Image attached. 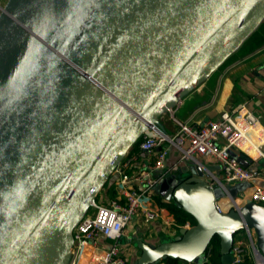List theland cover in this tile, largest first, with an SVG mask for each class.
<instances>
[{
    "label": "water",
    "instance_id": "95a60500",
    "mask_svg": "<svg viewBox=\"0 0 264 264\" xmlns=\"http://www.w3.org/2000/svg\"><path fill=\"white\" fill-rule=\"evenodd\" d=\"M0 13V264H70L73 229L117 164L264 20V0H8ZM170 118V117H169ZM208 170H158L155 191L196 223L171 240L138 238L134 264H222L264 205L219 212ZM250 186L226 185L232 199Z\"/></svg>",
    "mask_w": 264,
    "mask_h": 264
},
{
    "label": "built area",
    "instance_id": "2783aa9c",
    "mask_svg": "<svg viewBox=\"0 0 264 264\" xmlns=\"http://www.w3.org/2000/svg\"><path fill=\"white\" fill-rule=\"evenodd\" d=\"M171 121L173 127L166 125L168 133L161 129L145 132L117 164L111 175L115 195L107 198L103 188L73 229L70 264H127L126 247L120 239L139 216L148 225L161 219L170 236L190 226L189 222L178 225L169 202L163 199L160 203L154 198L161 179L156 172L167 169L172 149L178 154L174 167L188 163L205 168L202 158L220 166L219 170L207 169V178L212 187H223L230 208L239 209L248 200L264 205V186L257 183L264 179V126L246 105L224 110L218 118L202 124L182 121L174 115ZM243 182L250 186L232 199L226 185ZM223 206L222 199H218L219 212L225 211ZM244 230L246 235L239 230L234 236L230 264H264L256 232L248 227Z\"/></svg>",
    "mask_w": 264,
    "mask_h": 264
},
{
    "label": "crops",
    "instance_id": "0c3cea01",
    "mask_svg": "<svg viewBox=\"0 0 264 264\" xmlns=\"http://www.w3.org/2000/svg\"><path fill=\"white\" fill-rule=\"evenodd\" d=\"M259 27L256 29L258 32L245 46L240 47L231 58L229 57L182 98L174 108V117L192 124H202L209 119L218 118L224 110L233 111L239 106L246 105L264 126V43L257 45L259 38L264 36V27ZM177 155L176 150L172 149L166 160L168 169L177 163ZM202 161L218 166L211 159L202 158ZM257 183L264 186V179H259ZM154 198L160 203L164 199L156 191ZM164 235L171 240L178 234L174 236L167 234L161 219L148 225L140 216L135 218L125 228L120 239V244L126 247L127 264H134L140 254L135 244L138 238L159 244L164 241ZM123 236L129 239L124 242Z\"/></svg>",
    "mask_w": 264,
    "mask_h": 264
},
{
    "label": "trees",
    "instance_id": "16d2710c",
    "mask_svg": "<svg viewBox=\"0 0 264 264\" xmlns=\"http://www.w3.org/2000/svg\"><path fill=\"white\" fill-rule=\"evenodd\" d=\"M261 26L259 28H263L264 27V21L260 24ZM258 31L255 30L246 40L245 42L242 44L241 48L243 46H245V44L251 40V38H253L255 36V34L257 33ZM259 34V33H258ZM264 43V36H261L257 42V45H260ZM231 58V56H230ZM113 180H114V176H110L108 182L106 183L105 187H104V192H105V196L108 198L109 195L108 193H111L112 195H115L116 191L113 189L112 187V183H113ZM223 204V202H222ZM170 207V210L173 212L174 216H175V220H176V223L178 225H184L186 224L187 222L190 223V225H194L196 223V220L195 218L190 215L189 213H187L186 211H184L183 209L181 208H178L176 205H169ZM225 210H229L230 209V206L228 207H224ZM208 260L205 261L204 264H222L221 262V253H220V244H219V238L218 236H215L210 244H209V247H208ZM164 264H187V263H184L182 261H180L179 259L177 258H167L166 260L162 261Z\"/></svg>",
    "mask_w": 264,
    "mask_h": 264
},
{
    "label": "rangeland",
    "instance_id": "374dc122",
    "mask_svg": "<svg viewBox=\"0 0 264 264\" xmlns=\"http://www.w3.org/2000/svg\"><path fill=\"white\" fill-rule=\"evenodd\" d=\"M8 2V0H0V6L2 7V6H4L6 3ZM1 8H0V13H1ZM169 117H171L172 118V114L171 115H169ZM168 117V119H166L165 120V123L168 125V127H173V122L171 121V118H169ZM104 195H105V192H104ZM108 195L110 196V197H113V195L111 194V193H108ZM222 199V202H223V207H228L229 206V201L226 199V197H222L221 198ZM171 203H169V205H174L175 206V203H174V201L173 200H171L170 201ZM166 206H167V204H165ZM245 229V228H244ZM244 229H242V232L244 233V235H246V233H245V230ZM251 230L252 231H255V229L254 228H251ZM127 239H129V237H124L123 236V241L124 242H126L127 241ZM170 238L167 236V235H164L163 236V240L164 241H167V240H169Z\"/></svg>",
    "mask_w": 264,
    "mask_h": 264
}]
</instances>
